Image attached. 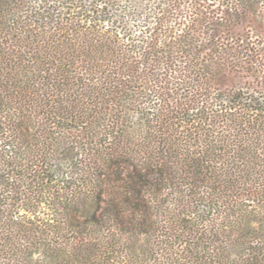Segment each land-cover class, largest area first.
<instances>
[{
	"label": "trees",
	"instance_id": "obj_1",
	"mask_svg": "<svg viewBox=\"0 0 264 264\" xmlns=\"http://www.w3.org/2000/svg\"><path fill=\"white\" fill-rule=\"evenodd\" d=\"M259 28L264 0H0V264H264Z\"/></svg>",
	"mask_w": 264,
	"mask_h": 264
},
{
	"label": "rangeland",
	"instance_id": "obj_2",
	"mask_svg": "<svg viewBox=\"0 0 264 264\" xmlns=\"http://www.w3.org/2000/svg\"><path fill=\"white\" fill-rule=\"evenodd\" d=\"M259 31H261V35L262 36H264V28H263V30H261L260 28H259ZM238 79H240L239 77H237V76H234V80H238ZM242 82H243V79H240Z\"/></svg>",
	"mask_w": 264,
	"mask_h": 264
}]
</instances>
